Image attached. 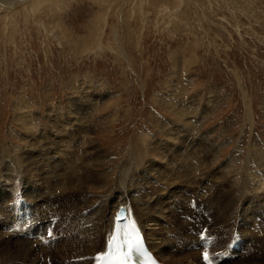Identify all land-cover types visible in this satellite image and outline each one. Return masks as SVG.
I'll return each instance as SVG.
<instances>
[{"label":"rangeland","instance_id":"1","mask_svg":"<svg viewBox=\"0 0 264 264\" xmlns=\"http://www.w3.org/2000/svg\"><path fill=\"white\" fill-rule=\"evenodd\" d=\"M154 143L157 156L147 152ZM261 148L264 0H0V264L18 249L25 260L13 264H60L55 253L76 243L51 249L73 224L80 237L94 232L102 207L120 203L127 165L135 187L125 196L143 190L135 210L153 248L171 206L174 232L162 247L182 252L185 240L195 263L207 252L226 264L217 252L235 251L236 264H264ZM92 160L103 188L65 191ZM244 163L263 180L255 189L236 181ZM19 199L48 231L18 225ZM8 228L19 240L31 230L33 255ZM105 233L94 232L99 247ZM43 247L51 251L38 254Z\"/></svg>","mask_w":264,"mask_h":264},{"label":"bare ground","instance_id":"2","mask_svg":"<svg viewBox=\"0 0 264 264\" xmlns=\"http://www.w3.org/2000/svg\"><path fill=\"white\" fill-rule=\"evenodd\" d=\"M10 3H12V1L11 2H9V3H1V4H3L4 5V7L5 6H9L10 5ZM73 106V105H72ZM73 108V107H72ZM75 109H73V111H74ZM188 110V112L190 111L188 108L186 109V111ZM189 114V113H188ZM74 121V120H73ZM58 122V121H57ZM76 123L78 124V125H80L81 127H82V125H81V120H79V119H77L76 120ZM83 123H85V122H83ZM76 124V125H77ZM87 124V123H86ZM74 125V124H73ZM187 125V124H186ZM163 126V125H162ZM86 127V126H85ZM176 127V126H175ZM50 128L51 129H54L55 127H53V125L52 126H50ZM65 128V127H64ZM63 128V129H64ZM83 128H84V125H83ZM82 128V129H83ZM56 129V128H55ZM62 128H60V130H61ZM182 129V128H181ZM67 130V129H66ZM173 130V129H172ZM85 131V130H84ZM84 131H81V132H83L84 133ZM61 132V131H60ZM64 132V131H63ZM87 132V131H86ZM90 132V131H89ZM89 132H87V133H89ZM182 133V132H181ZM180 133V134H181ZM81 134V133H80ZM62 135H65V134H62ZM59 136V135H58ZM78 136H80V135H78ZM184 136V135H183ZM29 137H31V136H29ZM32 137H33V135H32ZM36 137V136H35ZM52 139V138H51ZM42 140H44V139H42ZM178 141V140H177ZM46 142V141H45ZM91 142H92V139H91ZM182 142V141H181ZM35 143H36V141H35ZM47 143V142H46ZM87 143V142H86ZM88 144H91L90 143V141H88ZM149 144V143H148ZM184 144V143H183ZM30 145V144H29ZM34 145V144H33ZM87 146V145H86ZM92 146V145H91ZM90 146V147H91ZM142 146V145H141ZM88 147V146H87ZM96 147V146H95ZM188 147V148H187ZM190 146H188V144H187V146L186 147H184V149H182V151H180L179 152V156L180 155H186V154H188V152H189V148ZM32 148H33V146H32ZM186 148H187V150H186ZM191 148H193V146L191 145ZM200 148V147H199ZM253 148V147H252ZM258 148V147H257ZM30 149V148H29ZM33 149H35V148H33ZM98 149V148H97ZM30 150H32V149H30ZM148 151V153H150V154H152V155H155V156H157L159 153H158V151H157V149H156V145H155V143L154 144H152L148 149H147ZM258 150V149H257ZM259 150H260V148H259ZM261 150H262V148H261ZM204 151V150H203ZM85 152V151H84ZM90 152V151H89ZM92 152L93 153H91V154H94V153H96L97 151H95V149H92ZM22 153V152H21ZM20 153V154H21ZM248 153V152H247ZM251 153V152H250ZM249 153V154H250ZM257 153V152H256ZM256 153H253V154H256ZM260 153V152H259ZM19 154V153H18ZM133 154V153H132ZM162 154V153H161ZM191 154V153H190ZM205 153L204 152H202V151H200V152H198L197 153V155L196 156H198L199 158H201L202 159V157H203V155H204ZM212 154V153H211ZM248 154V155H249ZM193 155H195L194 153H192V156ZM247 155V156H248ZM138 156V155H137ZM163 156V155H162ZM255 156V155H254ZM23 157V156H22ZM197 157V158H198ZM207 157V156H206ZM104 158V157H103ZM136 158V157H135ZM160 158H162L163 159V157H160ZM159 158V159H160ZM231 158H233V154H232V157ZM248 158V157H247ZM259 158L264 162V150H262V152H261V155L259 156ZM22 159V158H21ZM35 159V158H34ZM180 159V158H179ZM187 159V158H186ZM251 159H253L254 161H256V159L255 158H252L251 157ZM104 159H102V160H100L101 162L103 161ZM181 160H183V159H181ZM180 160V161H181ZM203 160V159H202ZM252 160V161H253ZM99 161V160H98ZM99 161V163L97 162V163H95L96 162V160H92V161H90L88 164H84L85 166H84V168H83V176L81 177V181H80V177L79 176H77L76 175V178L69 184V187L68 188H66L65 189V191H67V190H72V191H76V192H85V191H88L89 193H90V191H93V188L94 189H96V188H98V189H100V188H103V184L101 183V180H100V178H99V175H97L96 173H98V171H97V165H99V164H101V162ZM133 162V161H132ZM17 163V162H16ZM20 163H22V162H20ZM246 163H248V161H246ZM130 164V163H129ZM183 164V163H182ZM245 164V163H244ZM260 164V163H259ZM262 164V163H261ZM18 165V164H17ZM17 165H15V166H17ZM26 165V164H25ZM123 165V164H122ZM247 165H249V163L247 164ZM246 164L244 165V166H246V167H244V169H245V171L242 173V174H238V175H236V177H237V179H236V181L239 183L238 185H242L243 184V182H245V181H251L253 184H254V186L253 187H251V188H254L255 189V185H257V184H259V183H261L263 180H261V177L259 178V179H257V182L258 183H255L256 181H255V177L256 176H254L253 175V170H255L256 168H254V167H248ZM24 166V165H23ZM196 166V165H195ZM208 166V165H207ZM197 167V166H196ZM18 168V167H17ZM123 168H124V165H123V167H122V169H121V171L123 170ZM147 168V167H146ZM229 168V167H228ZM19 169V168H18ZM27 169V168H26ZM263 168H261V170H262ZM203 170V169H202ZM235 170V169H234ZM233 170V171H234ZM242 170V169H241ZM131 171H132V165H127L126 167H125V170L123 171V173H122V181L120 182L121 183V188L123 189V191H122V198H118V199H116L117 201H119L120 203H115V202H111L110 201V197H111V195H107L106 194V196H104L105 198H103V201H105V202H108V201H110L109 203H106L107 205H106V207H102V209H101V213H99V217H100V220H99V222L98 223H95L96 225L94 226V232H96L97 230H100V231H105L106 233H105V236H104V239H103V241H102V244H100V247H99V241H98V237H97V235L96 234H94V232L93 233H91L88 237H80V236H78L79 234H78V229L76 228V229H74L76 226H75V224H73L74 225V227L73 226H68L69 228H67V229H69V230H67L66 232H67V234H69L70 236L67 238V239H65V237H63L64 238V240H62L61 239V241L58 243V246L57 247H55L54 249H51L50 247V249L53 251V250H55V249H57L59 246H60V248H62V247H64V246H66L67 244H70V243H76V246L74 245L73 247H67V248H62V250H60V252L58 253H55V256H54V258H55V260L56 261H59V259H60V264H98V262L100 261L99 259H98V257H100V256H104L105 255V253L107 252V245L109 244L108 242H109V240H110V237H111V235H112V232H113V230H114V228H116V218H115V215H116V213L118 212V210L119 209H123L125 212H126V222L128 223V224H130L131 226H134V227H137L139 230H140V232L142 233V235H143V237H144V240H145V243H146V245L148 246V248H149V250L152 252V254L155 256V258L160 262V263H162V264H178V263H180V264H199V263H195V259H196V257H198V253H196V252H192V251H186V250H190V249H188V247H186V246H188V244H187V242L185 241V240H182V241H179V244L177 245V247L182 251V252H178V251H176V250H168L166 247H162V245L163 244H165V243H167L168 242V240L166 239V237H167V235H171L173 232H174V229H171L170 228V225H171V222H174V216L171 214V217L170 218H167V216L169 215L170 216V214H169V212L167 211V210H169V207H171V206H169V207H166L167 208V210H166V208L164 207L162 210H164V211H166L165 212V214H162L161 215V220H162V224H168V226H169V228L166 226V225H164V227L166 226L168 229L166 230V232H164L165 234H167V235H163V236H160L159 237V240L161 239V241H156V246L157 247H155V248H153V246L151 245V242L149 241L150 240V235H147L146 234V232H145V228L142 226L143 224H141L140 223V215H142V211L139 213L137 210H135V209H138L137 208V205H135V197L137 196V195H139V197H138V199H144V196L142 195V193H141V191L143 192V190H140V189H138V190H136V193H135V195L136 196H134V198L132 199L131 197H128V194H126V196H125V191H126V193H128V186H129V181L130 180H132L131 178H132V175H131ZM229 171H231V170H229ZM232 171V172H233ZM252 171V172H251ZM263 171V170H262ZM12 172H14V171H12L11 170V173H9V175L10 174H12ZM96 172V173H95ZM187 172V171H186ZM196 172V171H195ZM237 172V171H236ZM235 172V173H236ZM240 172V171H239ZM238 172V173H239ZM20 173V172H19ZM18 173V174H19ZM136 173V172H135ZM234 173V172H233ZM120 174V173H119ZM187 174V173H186ZM202 174H203V172H202ZM255 174H256V172H255ZM235 176V175H234ZM233 176V177H234ZM79 177V178H78ZM139 177H141V176H139ZM147 177H148V175H147ZM199 177V176H198ZM138 178V177H137ZM146 178V177H145ZM149 178V177H148ZM156 178V177H155ZM73 179V178H72ZM71 179V180H72ZM134 179V178H133ZM217 179H219V177L217 178ZM232 179V178H231ZM138 180V179H137ZM168 180V179H167ZM135 181V180H134ZM160 181V180H159ZM225 181V180H224ZM131 182V181H130ZM133 182V181H132ZM166 182V181H165ZM222 182V181H221ZM120 183H119V185H120ZM162 183H164L163 181H162ZM161 183V184H162ZM220 183V182H219ZM165 184V183H164ZM131 186H129V187H131L132 189H134L133 187H135V186H133V184L131 183L130 184ZM146 185V184H145ZM149 185V184H148ZM147 185V186H148ZM139 186H137V188H138ZM259 187H260V185H259ZM137 188H135V189H137ZM248 188V187H247ZM251 188H250V190H251ZM261 188L262 189H264V184H261ZM254 189H253V192H254ZM241 190V189H240ZM247 190V189H246ZM261 190V189H260ZM256 191V190H255ZM263 191V190H262ZM117 192V191H116ZM121 192V191H120ZM153 192V191H152ZM225 192V191H224ZM231 192V191H230ZM252 192V193H253ZM154 193H155V191H154ZM236 193V192H235ZM238 193H240V192H238ZM72 194V193H71ZM241 194H242V192H241ZM260 194H263V193H260ZM20 195V194H19ZM87 195H89V194H87ZM148 195V194H147ZM131 196V195H130ZM123 197H127L128 198V200H125ZM117 198V197H116ZM146 198V197H145ZM236 198V197H235ZM147 199H148V197H147ZM232 199H233V197H232ZM96 200V199H95ZM107 200V201H106ZM149 200V199H148ZM94 202V201H93ZM92 202V203H93ZM101 202V201H100ZM129 202V203H128ZM98 203V202H97ZM143 203H145V202H143ZM30 204H31V202H30ZM127 204V207H128V209L125 207L124 208V206ZM189 204H190V202H189ZM87 206V205H86ZM89 207V206H88ZM142 207L144 208V209H146V207L144 206V205H142ZM189 207V209L190 210H192L191 208H190V205L188 206ZM186 208V207H185ZM184 208V209H185ZM139 209H141L140 207H139ZM172 209V208H171ZM194 211V210H193ZM13 213H14V216L16 217V219H18L19 218V215L21 214V222H20V224H18L19 226H21V227H25V226H29V227H34V226H36L37 227V230H43V231H48L49 229L48 228H46L45 227V224H46V222H43V223H37L34 219H32V216H31V214H30V211H29V208H28V203L27 202H25V201H23V200H21V199H19V200H17L16 202H15V204H14V209H13ZM172 213H174V212H172ZM176 213V212H175ZM188 214H189V212H188ZM144 215V214H143ZM168 216V217H169ZM49 217H53V216H49ZM142 217V216H141ZM54 218V217H53ZM144 218V217H143ZM167 218V219H166ZM15 219V220H16ZM56 219V218H55ZM164 219V220H163ZM51 220V219H50ZM188 220V218L186 217V219H185V221H187ZM208 220V219H207ZM207 220H205V221H207ZM146 223V222H145ZM40 224H42L44 227H40ZM185 224H187V225H189V223H188V221H187V223H185ZM72 225V224H71ZM160 226V225H159ZM165 227V228H166ZM179 227H181L179 224L177 225V229L179 228ZM202 227V226H201ZM203 227H204V225H203ZM202 227V228H203ZM151 228V227H150ZM149 228V229H150ZM147 229V228H146ZM64 230H66V228L64 229ZM93 230V229H92ZM64 232V231H63ZM3 233H5V232H3ZM61 233V232H60ZM65 233V232H64ZM6 237H7V239L9 240V241H12L13 239L14 240H16V241H21V245H23V246H27V245H29V249L30 250H26V253L27 254H29V255H33V253H32V250H33V247H34V243L35 244H38L39 242L38 241H36V242H33V241H31V242H29L28 240H19V239H17V235L16 234H14V233H12V232H10L9 231V228H8V231L6 232ZM66 234V233H65ZM189 235H191V234H189ZM206 235H208L207 233H206ZM64 236V235H63ZM66 236V235H65ZM151 236L153 237V238H155L156 236H158V234H157V230H156V233H155V231H154V229H153V231H152V233H151ZM148 237V238H147ZM188 238H186V240H187ZM89 242V243H87V242ZM241 241H242V243H243V240H242V238H241ZM189 242V241H188ZM85 243H87V244H89V247L87 248V246L86 247H82V245L84 246V244ZM77 244H79V245H77ZM193 244H196V241L193 243ZM43 245V244H42ZM86 245V244H85ZM181 245V246H180ZM37 246V245H36ZM35 246V247H36ZM68 246H70V245H68ZM38 247V246H37ZM40 247H42V246H40ZM53 248V247H52ZM230 248V247H229ZM228 248V249H229ZM240 248V247H239ZM238 248V249H239ZM49 249V250H50ZM10 250H13L12 248H10V249H8V250H5V251H10ZM20 252H21V255L19 256L18 255V252H13V254H11L10 255V253H6L5 254V256L7 257V258H9L10 260H12V262L10 263V264H13L14 262L16 263V261L19 259V260H25V254H23L24 253V251L23 250H21V249H18ZM37 250H38V254H44V253H46V252H48L49 250H47V248H44L43 247V249L42 248H37ZM50 250V251H51ZM184 252H186V253H184ZM246 253H248L247 251H245ZM234 254H236L235 253V251L233 252V253H229L228 255V259H227V261H226V264H236V261H237V259H238V257H239V253H238V256H237V254L236 255H234ZM8 255V256H7ZM18 256H19V258H18ZM13 257H15V259H13ZM249 258V257H248ZM247 258V259H248ZM48 260V259H47ZM47 260H46V264H47ZM167 261V262H166ZM175 261L176 262H178V263H175ZM233 261H235V262H233ZM227 262H229V263H227ZM232 262V263H231ZM40 262H38V263H36V264H39ZM44 263V264H45ZM31 264H35L34 263V261L33 262H31ZM212 264H214V262L212 261ZM222 264H224V263H222ZM244 264H251V262H246V263H244Z\"/></svg>","mask_w":264,"mask_h":264},{"label":"snow or ice","instance_id":"3","mask_svg":"<svg viewBox=\"0 0 264 264\" xmlns=\"http://www.w3.org/2000/svg\"><path fill=\"white\" fill-rule=\"evenodd\" d=\"M48 234L51 236V231ZM113 244H115V241H113ZM133 247H138V241L125 239L123 243L115 249V256L110 253L108 256H100L98 259L102 261L103 264H131V250ZM121 248L123 251L120 250ZM203 259L205 261L209 260V255L207 252L203 254Z\"/></svg>","mask_w":264,"mask_h":264}]
</instances>
